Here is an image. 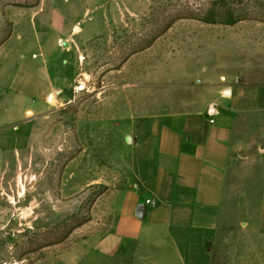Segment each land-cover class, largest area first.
<instances>
[{"label": "rangeland", "instance_id": "obj_1", "mask_svg": "<svg viewBox=\"0 0 264 264\" xmlns=\"http://www.w3.org/2000/svg\"><path fill=\"white\" fill-rule=\"evenodd\" d=\"M54 2L62 29L49 65L57 85L44 111H19L13 86L20 54L43 36L39 23L24 46L18 33L0 48V264H70L80 241L111 228L112 207L134 185L151 131L149 120L132 118L130 96L157 65H168L157 70L160 82L191 81L195 62L171 63L200 50L201 59L229 65L230 58L260 59L264 70V0ZM11 3L0 39L30 10ZM56 33L41 40L50 45ZM231 205L257 214L224 218L214 264H264V200Z\"/></svg>", "mask_w": 264, "mask_h": 264}, {"label": "crops", "instance_id": "obj_2", "mask_svg": "<svg viewBox=\"0 0 264 264\" xmlns=\"http://www.w3.org/2000/svg\"><path fill=\"white\" fill-rule=\"evenodd\" d=\"M12 1L0 0V21ZM21 1L30 10L0 39V48L18 33L27 44L36 23L43 38L57 31L50 45L36 35L34 46L20 54L22 68L13 83L17 109L41 112L57 85L49 64L58 53L61 15L54 0H35L31 7ZM203 55L198 50L171 63L195 62L191 81L160 82L157 70L167 65L160 63L140 94L132 91V118L151 123L135 160L136 181L117 197L111 228L80 241L70 264H214L224 218L257 214L231 208V201L264 200L263 60L230 58L229 65ZM247 185L254 191L248 193Z\"/></svg>", "mask_w": 264, "mask_h": 264}, {"label": "built area", "instance_id": "obj_3", "mask_svg": "<svg viewBox=\"0 0 264 264\" xmlns=\"http://www.w3.org/2000/svg\"><path fill=\"white\" fill-rule=\"evenodd\" d=\"M84 86H85V87L82 89V85H80V86L78 87L77 90H78V91H82V90H84V89L86 88V85H84ZM150 201H151V200L149 199L148 202H150Z\"/></svg>", "mask_w": 264, "mask_h": 264}, {"label": "trees", "instance_id": "obj_4", "mask_svg": "<svg viewBox=\"0 0 264 264\" xmlns=\"http://www.w3.org/2000/svg\"><path fill=\"white\" fill-rule=\"evenodd\" d=\"M4 40H2L1 42H0V45L2 44V42H3ZM62 240H56V241H54V243H56V242H61ZM52 244V243H51Z\"/></svg>", "mask_w": 264, "mask_h": 264}, {"label": "bare ground", "instance_id": "obj_5", "mask_svg": "<svg viewBox=\"0 0 264 264\" xmlns=\"http://www.w3.org/2000/svg\"><path fill=\"white\" fill-rule=\"evenodd\" d=\"M78 30H80V27H78ZM84 87H85V86L82 85V89H83ZM54 98H55V97H54ZM54 98H53V99H54ZM53 99H52V100H53ZM31 113H32V112L29 111V114H31ZM20 177H21V176H20Z\"/></svg>", "mask_w": 264, "mask_h": 264}, {"label": "water", "instance_id": "obj_6", "mask_svg": "<svg viewBox=\"0 0 264 264\" xmlns=\"http://www.w3.org/2000/svg\"><path fill=\"white\" fill-rule=\"evenodd\" d=\"M74 30H75V31H79V30H78V27H75Z\"/></svg>", "mask_w": 264, "mask_h": 264}]
</instances>
